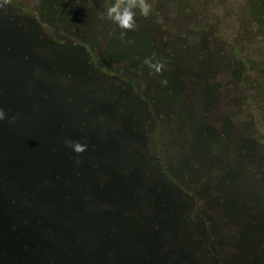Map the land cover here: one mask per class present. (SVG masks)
Here are the masks:
<instances>
[{"label": "rangeland", "instance_id": "obj_1", "mask_svg": "<svg viewBox=\"0 0 264 264\" xmlns=\"http://www.w3.org/2000/svg\"><path fill=\"white\" fill-rule=\"evenodd\" d=\"M111 2L0 0V65L34 71L24 82L41 108L91 112L123 128L112 144L157 148L163 177L179 184L171 203L193 214L215 258L230 260L236 242L259 247L264 0H148L150 15L123 37L106 18Z\"/></svg>", "mask_w": 264, "mask_h": 264}, {"label": "trees", "instance_id": "obj_2", "mask_svg": "<svg viewBox=\"0 0 264 264\" xmlns=\"http://www.w3.org/2000/svg\"><path fill=\"white\" fill-rule=\"evenodd\" d=\"M17 69L10 76L0 65L2 257L14 264H264V243L236 242L230 260L215 258L216 244L203 240L193 214L171 203L179 184L163 177L157 148L153 156L142 145L112 144L123 128L114 131L91 112L41 108L24 82L34 71ZM68 141L88 148L76 154ZM8 239L15 256H7Z\"/></svg>", "mask_w": 264, "mask_h": 264}, {"label": "clouds", "instance_id": "obj_3", "mask_svg": "<svg viewBox=\"0 0 264 264\" xmlns=\"http://www.w3.org/2000/svg\"><path fill=\"white\" fill-rule=\"evenodd\" d=\"M6 3L7 0H4ZM152 12V5L148 0H112L109 7L106 9V18L112 21L119 28L126 30L121 32V37L127 34V31L135 30L137 27L136 16L137 13L143 18H147ZM143 63L149 68L153 69L156 74L161 73L165 67L161 61L153 62V58L146 57ZM162 84H166V80L161 81ZM5 110L0 108V121L5 119ZM10 119H15L11 117ZM72 151L76 154L85 152L88 148L87 144H83L77 141H68Z\"/></svg>", "mask_w": 264, "mask_h": 264}, {"label": "water", "instance_id": "obj_4", "mask_svg": "<svg viewBox=\"0 0 264 264\" xmlns=\"http://www.w3.org/2000/svg\"><path fill=\"white\" fill-rule=\"evenodd\" d=\"M20 116V115H19ZM50 215V213L46 214V217H48ZM4 247L6 248L7 251V256H15L16 252H15V246L10 242V240L8 239L7 241H4ZM3 248H0V251ZM0 264H14L13 261L11 260H7L6 256L2 257L0 254Z\"/></svg>", "mask_w": 264, "mask_h": 264}]
</instances>
